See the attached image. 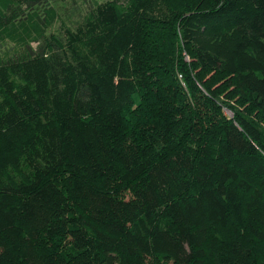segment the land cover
<instances>
[{"label": "trees", "instance_id": "1", "mask_svg": "<svg viewBox=\"0 0 264 264\" xmlns=\"http://www.w3.org/2000/svg\"><path fill=\"white\" fill-rule=\"evenodd\" d=\"M56 1L0 0V264H264V0Z\"/></svg>", "mask_w": 264, "mask_h": 264}, {"label": "rangeland", "instance_id": "2", "mask_svg": "<svg viewBox=\"0 0 264 264\" xmlns=\"http://www.w3.org/2000/svg\"><path fill=\"white\" fill-rule=\"evenodd\" d=\"M89 2L91 0H60L52 5L58 9L66 25L75 27L85 16Z\"/></svg>", "mask_w": 264, "mask_h": 264}]
</instances>
